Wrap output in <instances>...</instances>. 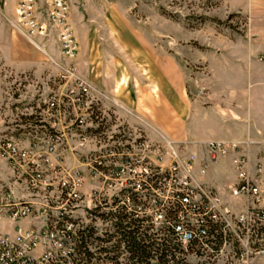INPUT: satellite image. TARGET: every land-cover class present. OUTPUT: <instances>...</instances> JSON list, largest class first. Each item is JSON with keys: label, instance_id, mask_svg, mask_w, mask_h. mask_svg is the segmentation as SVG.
I'll return each mask as SVG.
<instances>
[{"label": "built area", "instance_id": "built-area-1", "mask_svg": "<svg viewBox=\"0 0 264 264\" xmlns=\"http://www.w3.org/2000/svg\"><path fill=\"white\" fill-rule=\"evenodd\" d=\"M44 1L62 54L74 57L78 44L68 21V0ZM38 2L18 0L12 25L39 47L35 38H46L49 31L39 18ZM258 59L264 60V54ZM83 140V170L64 166L58 155L51 157L55 135L26 145L7 136L0 141L12 168L10 179L17 176L26 190L18 196L12 182L0 177V222L13 227V233L0 230V264H94L108 258L102 254L107 249L95 241L117 237L123 242L118 228L135 232L141 227L147 241L209 247L213 256L217 244L227 245L239 264H251L255 255L264 253L263 169L260 162L251 168L242 142L209 140L198 156L190 143L151 142L121 123L87 124ZM229 153L234 154L237 174L230 193L245 199L238 212L202 180L209 162ZM82 178L89 181L85 192L80 190ZM27 218L32 219L25 225ZM97 223L116 230L107 235L105 228L100 234Z\"/></svg>", "mask_w": 264, "mask_h": 264}, {"label": "rangeland", "instance_id": "rangeland-1", "mask_svg": "<svg viewBox=\"0 0 264 264\" xmlns=\"http://www.w3.org/2000/svg\"><path fill=\"white\" fill-rule=\"evenodd\" d=\"M68 2V21L78 44L77 53L72 58L61 52L58 35L49 27L44 0L38 2V15L49 34L46 38H35L39 47L12 25L17 21L14 14L16 1L0 0V37L4 32V22L11 32L17 34L11 42L0 39V141L7 136L20 139L26 145L30 140L43 142L46 135H55L57 144L51 157L58 155L64 166L79 170H83L81 158L87 143L83 135L90 123H121L131 131L144 133L151 142L168 139L174 144L187 142L192 146L189 140L175 141L160 136L159 132L158 139L148 136L138 118L140 115L136 114L139 123H130L119 117L116 109L122 104L115 97L122 91L128 93L133 102H139L147 92L158 96L162 90L154 91L153 87L160 81L169 85V94L178 96L182 93V59L187 60L192 72H197L200 77L206 76L202 64L190 61L193 58L191 54L207 49L217 36L212 28L219 33H240L246 26L244 16L226 13L219 0ZM24 60L27 66L18 69ZM162 61L165 68L168 67L164 74ZM83 86L87 89L84 90ZM8 164L0 149L3 172L0 177L4 182L10 180L16 195L21 196L26 193L25 183L17 181V176L10 179L12 168ZM207 170L208 167L206 173ZM88 187V179L82 178L80 190L85 192ZM79 217L84 221L83 212L80 211ZM96 226L100 234L105 228L109 229L107 235L116 230L112 224L104 229L100 223ZM0 230L13 233V227L3 221L0 222ZM139 230L141 232L143 228ZM116 241L117 237L108 242L95 241V246L107 249L102 254H107L108 258L93 263L146 264L132 259L124 241H120L117 248H112ZM216 246L218 253L213 256L209 247L183 248L175 243H160V249L166 253V261L150 258L149 264H239L231 248L221 243ZM150 250L152 255L156 253L155 248ZM251 264H264V253L255 255Z\"/></svg>", "mask_w": 264, "mask_h": 264}, {"label": "crops", "instance_id": "crops-1", "mask_svg": "<svg viewBox=\"0 0 264 264\" xmlns=\"http://www.w3.org/2000/svg\"><path fill=\"white\" fill-rule=\"evenodd\" d=\"M12 1H16L15 14L18 0H7ZM219 2L224 4L226 13L244 16L246 26L240 33L233 34L219 33L212 28L217 36L207 49L191 54L190 61L202 64L206 76L192 72L187 60L182 59V93L178 96L169 94V85L163 81L153 87L154 91L162 90L158 96L147 92L139 102L131 101L128 93L122 91L115 97L122 104L116 113L130 123L141 120L147 135L152 138L158 139L159 132L160 136L175 141H191L192 151L198 156L204 154L202 145L209 140L242 142L247 147L252 168L256 162L262 164L261 191L264 196V60L258 59L264 54V0ZM82 22L85 23L83 19ZM3 25L0 39L13 41L17 34L11 32L7 23ZM26 66L24 60L17 67ZM162 67L164 74L168 67L166 69L164 63ZM202 180L215 188L234 211L244 208L243 197H234L230 193L237 180L233 155L209 162ZM30 221L28 218L22 223L28 225Z\"/></svg>", "mask_w": 264, "mask_h": 264}, {"label": "trees", "instance_id": "trees-1", "mask_svg": "<svg viewBox=\"0 0 264 264\" xmlns=\"http://www.w3.org/2000/svg\"><path fill=\"white\" fill-rule=\"evenodd\" d=\"M118 229L120 231V234H122L121 238L131 252L132 259H135L136 263L143 262L149 264L150 258H157L158 262L166 261V253L162 249H160V242L155 239L146 242L147 236L143 231L140 232L139 228L135 231L136 233L134 231L127 232L125 228ZM119 242L120 240H117L116 243L113 244L112 248H117L119 246ZM151 247L155 248L156 251V253L153 255L150 252Z\"/></svg>", "mask_w": 264, "mask_h": 264}]
</instances>
